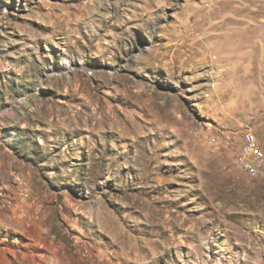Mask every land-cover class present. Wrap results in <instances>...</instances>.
Instances as JSON below:
<instances>
[{
	"label": "rangeland",
	"instance_id": "rangeland-1",
	"mask_svg": "<svg viewBox=\"0 0 264 264\" xmlns=\"http://www.w3.org/2000/svg\"><path fill=\"white\" fill-rule=\"evenodd\" d=\"M264 0H0V264H264Z\"/></svg>",
	"mask_w": 264,
	"mask_h": 264
},
{
	"label": "built area",
	"instance_id": "built-area-1",
	"mask_svg": "<svg viewBox=\"0 0 264 264\" xmlns=\"http://www.w3.org/2000/svg\"><path fill=\"white\" fill-rule=\"evenodd\" d=\"M241 141L239 152L234 156L236 164L253 177L264 175V150L256 136L251 131H245Z\"/></svg>",
	"mask_w": 264,
	"mask_h": 264
}]
</instances>
